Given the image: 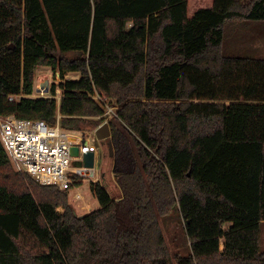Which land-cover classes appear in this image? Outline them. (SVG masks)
Instances as JSON below:
<instances>
[{
  "label": "trees",
  "instance_id": "obj_1",
  "mask_svg": "<svg viewBox=\"0 0 264 264\" xmlns=\"http://www.w3.org/2000/svg\"><path fill=\"white\" fill-rule=\"evenodd\" d=\"M229 21L264 22V0H0V116L76 132L104 123L96 95L117 108L84 216L0 141V264H264V58L224 53ZM40 67L81 78L33 98Z\"/></svg>",
  "mask_w": 264,
  "mask_h": 264
},
{
  "label": "built area",
  "instance_id": "obj_2",
  "mask_svg": "<svg viewBox=\"0 0 264 264\" xmlns=\"http://www.w3.org/2000/svg\"><path fill=\"white\" fill-rule=\"evenodd\" d=\"M51 89L49 82L39 84L36 89L38 97L33 95L30 97H52L47 95L51 94ZM21 98L20 95H11L9 100L19 101ZM54 98L57 99L56 96ZM94 98L104 103L108 114L105 122L109 123L116 116L117 108L112 107L98 95ZM0 141L15 169L31 176L41 185L71 191L81 186L84 181L99 182L95 180L97 179L95 167L89 169L73 165L74 161L84 163L86 152H94L97 159L98 145L91 138L65 130L59 122L56 125H49L44 120L22 119L14 115L0 116ZM74 146L79 148L78 157L71 153ZM74 197L76 201L83 199L80 192Z\"/></svg>",
  "mask_w": 264,
  "mask_h": 264
},
{
  "label": "rangeland",
  "instance_id": "obj_3",
  "mask_svg": "<svg viewBox=\"0 0 264 264\" xmlns=\"http://www.w3.org/2000/svg\"><path fill=\"white\" fill-rule=\"evenodd\" d=\"M224 53L229 56L240 57H252V58H264V22L262 21H229L226 24ZM68 56H72L69 54ZM79 73H69L62 79L59 71H54L51 67H40L36 72L35 86L33 97H38L36 92L39 84H45L49 82L50 89L53 85H57V101L63 98V90L59 88V84L65 80H77L80 79ZM48 97L51 95L47 94ZM107 109L104 115V123L107 116ZM114 118L110 121H113ZM109 121V122H110ZM102 124V125H103ZM101 125V126H102ZM91 126H86L84 130L73 132L83 137L91 138L96 142L99 148L98 156L95 163V171L97 172V179L102 181L104 178L103 170L105 168V155L110 152L109 146H102L96 138V130ZM102 175V177H101ZM91 181H84L83 184L76 189H72L69 192V199L72 208L78 216H84L99 207L98 200L94 197L90 188ZM80 192L83 195L82 200H75V194ZM58 210L63 212V207H59ZM161 224L167 239V242L174 254L180 253L186 255L190 252V243L185 233V226L183 219L180 215L179 209H175L174 212L161 219ZM262 251L264 252V222L262 224Z\"/></svg>",
  "mask_w": 264,
  "mask_h": 264
},
{
  "label": "water",
  "instance_id": "obj_4",
  "mask_svg": "<svg viewBox=\"0 0 264 264\" xmlns=\"http://www.w3.org/2000/svg\"><path fill=\"white\" fill-rule=\"evenodd\" d=\"M111 128L109 123H105L102 126H100L96 130V138L101 143L102 146L108 145L110 148V154L111 156L114 155V150L112 146V140H111ZM71 153L73 156L78 157L79 156V148L78 146H74L71 149ZM95 161H96V154L94 152H86L84 154V163L82 161H74L73 165L76 167H82L85 166L86 168L93 169L95 167Z\"/></svg>",
  "mask_w": 264,
  "mask_h": 264
},
{
  "label": "crops",
  "instance_id": "obj_5",
  "mask_svg": "<svg viewBox=\"0 0 264 264\" xmlns=\"http://www.w3.org/2000/svg\"><path fill=\"white\" fill-rule=\"evenodd\" d=\"M108 146V145H107ZM101 177H102V175H101ZM103 178V177H102ZM93 194V193H92ZM94 195V194H93ZM94 197H95V195H94ZM96 198V197H95ZM97 199V198H96ZM71 203V202H70ZM72 204V203H71ZM100 206V205H99ZM99 208V207H98ZM261 237H262V232H261ZM261 247H262V241H261ZM221 248L222 249H224V241H222V243H221Z\"/></svg>",
  "mask_w": 264,
  "mask_h": 264
}]
</instances>
